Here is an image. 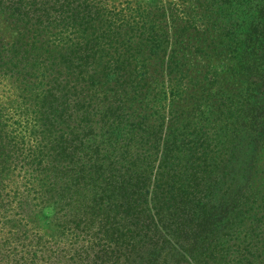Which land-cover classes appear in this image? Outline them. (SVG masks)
<instances>
[{
  "label": "trees",
  "instance_id": "trees-1",
  "mask_svg": "<svg viewBox=\"0 0 264 264\" xmlns=\"http://www.w3.org/2000/svg\"><path fill=\"white\" fill-rule=\"evenodd\" d=\"M5 227L36 262L264 264V0H0Z\"/></svg>",
  "mask_w": 264,
  "mask_h": 264
},
{
  "label": "rangeland",
  "instance_id": "rangeland-1",
  "mask_svg": "<svg viewBox=\"0 0 264 264\" xmlns=\"http://www.w3.org/2000/svg\"><path fill=\"white\" fill-rule=\"evenodd\" d=\"M16 236L7 227L0 228V264H54L29 259L28 248L22 242H13Z\"/></svg>",
  "mask_w": 264,
  "mask_h": 264
}]
</instances>
